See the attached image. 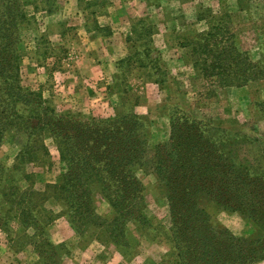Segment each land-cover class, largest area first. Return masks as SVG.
<instances>
[{
	"label": "trees",
	"instance_id": "obj_1",
	"mask_svg": "<svg viewBox=\"0 0 264 264\" xmlns=\"http://www.w3.org/2000/svg\"><path fill=\"white\" fill-rule=\"evenodd\" d=\"M257 1L264 15V0ZM27 24L36 22L24 13L23 1L0 0V144L10 128L24 138L12 170L19 162L32 164L38 153L46 155L43 138L50 137L67 169L60 183L45 187L55 201L70 210L68 216L77 234L95 228L106 241L126 247L129 221L145 229L144 189L136 172L149 165L169 215V227L161 226L159 233L171 246L173 264L264 262V143L243 133L233 137L212 121L173 109L168 140L156 146L150 162H146L144 125L138 115L76 121L57 112L40 90L24 85L20 33ZM139 24L142 27L131 26L135 38L128 36L127 42L136 49V43L142 41L139 46H143L148 62L139 63L140 67L158 70L149 46L154 27L145 20ZM220 25L209 24L207 32L181 44L190 47L194 67L209 85L207 95H215L216 89L264 80V65L252 63L239 52L233 45V34ZM139 57L135 50L119 63L133 64L140 61ZM7 176H12L11 172L0 164V231L11 247L20 250L29 246L40 264H61L64 245H54L50 240L46 229L51 218L33 205V188L20 191L14 184L7 186ZM96 195L106 201L111 217L97 214L93 202ZM204 202H213L222 211L237 212L250 222L253 232L241 236L214 227ZM14 222L23 235L11 231Z\"/></svg>",
	"mask_w": 264,
	"mask_h": 264
},
{
	"label": "rangeland",
	"instance_id": "obj_2",
	"mask_svg": "<svg viewBox=\"0 0 264 264\" xmlns=\"http://www.w3.org/2000/svg\"><path fill=\"white\" fill-rule=\"evenodd\" d=\"M21 1L24 13L35 19L36 24L23 25L20 33V76L25 86L40 90L42 98L49 101L57 112L72 116L76 121H100L127 113L138 115L144 125L146 162H150L154 148L168 140L169 114L173 109H180L198 120L212 121L214 126L220 125L233 137L243 133L264 143V80L239 88L216 89L215 95H207L205 88L209 85L202 80L198 67H194L191 55H188L190 47L181 54L176 49L177 44L187 43L207 32L209 24L219 23L220 28H227L233 34L232 42L239 52L245 53L252 63L264 65V15L259 1ZM139 20H145L149 27H154L149 46L151 57L157 60L156 67H160L158 70L140 67L139 63L148 62L142 53L143 46H139L142 41L136 43V49L134 47L140 61L133 64L119 63L130 56L111 58L105 55V50L102 51L107 42L101 36L114 29L133 38L131 26L142 27ZM85 29L95 33L85 34ZM158 38L161 44L157 46ZM152 42L155 48H152ZM93 47H97L96 51L101 50L100 53H96ZM87 53H90V58L97 57L89 62L85 59ZM94 64H104V67L93 69ZM77 66L87 71L79 75L89 79L93 88H97L96 92L100 93L95 99L99 104H86L84 97L87 95L83 91L80 95L82 100L77 97L75 106H61L59 84L63 83L62 78L66 75L63 73ZM102 100L107 101L111 108L104 106ZM43 143L47 147L46 155L38 153V159L35 158L32 164L19 162V167L12 170L15 158L24 147V138L10 128L0 144V164L12 175L4 179L7 186L14 184L20 191L33 188V205L43 216L51 218L46 229L50 240L54 245H64L63 252H60L61 264H118L117 260L122 261L120 264L125 261L137 264L138 260L144 264H154L155 260L162 264L174 263L171 246L159 233L161 226L169 227V215L156 177L147 168L149 165L136 172L144 189L142 214L146 220L145 229H140L137 222L129 221L126 224L127 245L118 247L106 241L95 228L86 229L83 236L77 234L68 216L70 210L64 203L55 201L51 190L45 187L60 183L67 166L59 159L56 145L50 137H44ZM93 202L97 214L112 216L110 207L99 195L94 196ZM206 205L214 227L226 228L241 236H249L253 232L254 227L237 212L222 211L213 202ZM28 207L33 208L30 203ZM11 231L23 235L16 222L11 224ZM9 243L0 231V264H40L29 246L19 250L20 247H11Z\"/></svg>",
	"mask_w": 264,
	"mask_h": 264
},
{
	"label": "crops",
	"instance_id": "obj_3",
	"mask_svg": "<svg viewBox=\"0 0 264 264\" xmlns=\"http://www.w3.org/2000/svg\"><path fill=\"white\" fill-rule=\"evenodd\" d=\"M96 17V16H95ZM112 29V28H111ZM85 34L89 33V34H94L95 32L92 31L91 33L89 31H87L86 29L83 30ZM89 36V35H88ZM104 37V40L107 42L105 45L106 47L102 48V51L105 50L106 52V56H111V58H123L125 56H130L134 53V48L132 43L127 42V37L123 34L121 35V33L115 32L114 29L109 30L108 33H106V35L101 36ZM180 40V38H178V41ZM161 44V41L159 40V38L156 41V45L158 46V44ZM155 44H153L152 42V48L154 47ZM181 45L177 44L176 49L179 51V54H181L182 51L187 52V48L186 47H180ZM96 53H100V51H96L97 47H93ZM161 48V47H160ZM81 49V48H80ZM82 50V49H81ZM80 50V52H81ZM85 50H88L87 48ZM91 50V49H89ZM93 50V51H94ZM84 51V50H83ZM85 52V51H84ZM88 52V51H86ZM91 53V51H89ZM87 53V58H85V54L83 56V58H85L87 61H91V59L93 60V58L97 57V56H92L91 58L89 57V54ZM94 53V55L96 54ZM93 55V54H92ZM173 55V54H172ZM190 55V54H188ZM185 56V55H184ZM101 57V56H100ZM107 58H104V60H106ZM92 62V61H91ZM98 63V62H96ZM106 66V65H105ZM68 68H70V66H67ZM93 69L98 68V70H101L104 67V64H98V66L96 64H94ZM82 67H71L70 70H67L66 72H64L63 74H66L64 76V78H62L63 83L59 84V90H61V97H62V105L61 106H65V108H70L72 106H75L78 101H77V97L80 98V101L82 100V96L83 95V91L86 92V97L85 101L86 104L88 103H94L96 102L97 104H99V101H96L95 99L97 98L96 96H98L99 94L96 92L97 88H93V83H91L89 81V79L87 80L86 78L81 77L79 74L82 73H86V70L81 69ZM83 84H86V86H90V87H85ZM95 85H97L99 87L98 83H95ZM92 88V89H89ZM100 90V89H98ZM94 93V94H93ZM103 94L101 93V96ZM105 100V99H104ZM102 100L104 106H107L106 102ZM108 107V106H107ZM64 108V107H63ZM111 107H108V109ZM139 259V258H138ZM118 264H120L122 261L121 260H117ZM122 264H130L128 262H123ZM137 264H144L141 260L137 261ZM154 264H162V262H160L159 260H155Z\"/></svg>",
	"mask_w": 264,
	"mask_h": 264
}]
</instances>
